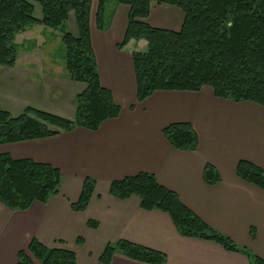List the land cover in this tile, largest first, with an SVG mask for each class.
<instances>
[{
	"label": "crops",
	"instance_id": "1",
	"mask_svg": "<svg viewBox=\"0 0 264 264\" xmlns=\"http://www.w3.org/2000/svg\"><path fill=\"white\" fill-rule=\"evenodd\" d=\"M96 10L92 0L90 43L100 83L111 91L120 112L94 131L75 127L48 137L0 144V154L47 163L62 174L59 192L45 203L35 201L26 210L0 203V264H16L18 252L26 250L32 238L47 247L73 251L77 264H101L99 256L106 244L118 239L165 253L163 264H250L241 252L181 236L167 213L143 210L137 196L121 200L109 193L112 181L138 172L154 174L210 228L264 260V190L236 175L241 160L264 171V107L216 97L207 85L198 91L156 90L138 102L131 53L137 46L143 49L145 41L131 39L118 46L127 26L128 6L111 5L104 29L97 28ZM69 17L74 18L72 12ZM183 17L176 6L152 2L145 21L177 31ZM70 32L77 36V27ZM25 59L21 65L17 59L12 67L0 65V78H10L12 85L22 81L20 86L40 80L33 74L29 56ZM74 115L63 116L73 119ZM173 122L192 125L198 136L195 150H177L164 138L162 129ZM206 164L217 170L218 183L203 180ZM87 177L95 181L93 193L87 207L75 211L71 204L79 198ZM89 220L97 226H89ZM108 264L150 263L114 252Z\"/></svg>",
	"mask_w": 264,
	"mask_h": 264
},
{
	"label": "trees",
	"instance_id": "2",
	"mask_svg": "<svg viewBox=\"0 0 264 264\" xmlns=\"http://www.w3.org/2000/svg\"><path fill=\"white\" fill-rule=\"evenodd\" d=\"M42 16L33 15L34 5ZM92 0H0V65L12 67L17 59L15 34L33 24L59 29L64 64L73 81L84 83L75 96L73 119L25 107L11 115L0 106V144L52 136L75 127L96 130L103 121L115 118L120 106L111 91L99 80L97 63L90 43L89 15ZM107 0H97L98 29L106 25ZM128 6L127 26L119 47L129 40H145L144 51L131 53L136 79V100L142 101L156 90L198 91L211 87L219 98L251 101L264 107V0H115ZM152 2L178 7L184 14L179 30L149 25ZM73 13L78 34L74 36L66 21ZM164 138L180 151H193L198 145L195 129L187 122L169 123L162 129ZM236 175L264 190V171L252 162L241 160ZM62 174L47 163L30 158L13 159L0 154V203L12 210H26L37 201L45 203L59 192ZM203 180L220 181L211 164H206ZM95 181L85 178L79 198L71 204L83 211L91 198ZM109 193L121 200L139 198L143 210L158 209L169 215L176 231L185 237L213 241L224 249L241 252L250 264L264 260L205 224L186 207L178 195L161 185L154 174L138 172L110 183ZM96 227L97 222L88 221ZM251 230V235L253 236ZM80 241V238L79 240ZM114 252L150 264H163L166 254L124 239L106 244L99 256L108 264ZM16 264H77L75 253L61 247H47L32 238L26 250L18 252Z\"/></svg>",
	"mask_w": 264,
	"mask_h": 264
},
{
	"label": "rangeland",
	"instance_id": "3",
	"mask_svg": "<svg viewBox=\"0 0 264 264\" xmlns=\"http://www.w3.org/2000/svg\"><path fill=\"white\" fill-rule=\"evenodd\" d=\"M32 3L33 15L40 18L42 16L40 5L35 1ZM95 3L97 0H94ZM113 4H117L115 0H107L106 14ZM66 25L70 31L77 27L73 17H68ZM14 41L17 46L18 64H23L25 58L29 56L31 64L35 66L33 74H36L40 80L34 78L31 80V85L30 81H24L20 86L22 81H16L12 85L8 82L10 78H0V106L13 116L18 115L28 106L54 114H57L55 112L57 111L61 114L57 115L60 116L73 115L75 96L85 84L73 81L65 68L59 29L33 24L24 31L16 33ZM145 49L146 42L143 49L136 47L137 51Z\"/></svg>",
	"mask_w": 264,
	"mask_h": 264
}]
</instances>
